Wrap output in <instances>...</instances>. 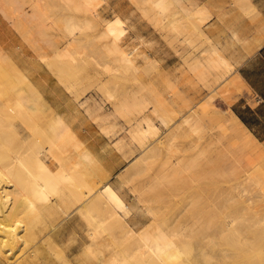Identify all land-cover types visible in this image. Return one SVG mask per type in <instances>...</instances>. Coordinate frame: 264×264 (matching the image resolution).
Masks as SVG:
<instances>
[{"label": "bare ground", "instance_id": "obj_1", "mask_svg": "<svg viewBox=\"0 0 264 264\" xmlns=\"http://www.w3.org/2000/svg\"><path fill=\"white\" fill-rule=\"evenodd\" d=\"M19 1L0 3L16 5ZM28 1L33 6L30 16L37 18L41 0ZM65 1L73 2L78 16L63 18L66 45L57 46L52 57L41 56L48 68L59 70L60 64L56 67L51 59L64 65L75 58L78 35L95 27H100L96 41L102 42L109 58L95 63L105 74L128 73L143 65L159 67L163 44L156 37L137 35L134 44L125 43L130 32L128 18L118 15L106 23L97 11L100 0ZM236 1L251 5L250 0ZM140 2L152 7L154 26L161 31L187 34L175 38L184 45L192 48L195 38L208 37L206 4L192 10L187 6L193 0ZM172 7L179 10L171 12ZM23 12L25 18L27 12ZM256 27L264 29L261 24ZM231 34L232 43L242 46L252 40L239 31ZM18 49L9 56H19ZM202 52L206 60L191 65L211 66L220 73L212 101H200L199 109L188 107L179 115L172 107V88L160 90L154 84L111 93V116L125 118L130 138L142 150L119 178L121 188L133 185L134 198L128 205L119 200L112 190L115 187L100 190L111 172L75 127L80 112L85 110L96 120L101 105L85 107L78 102L69 116L53 107L40 90L17 86L22 74L30 85L26 73L19 71L21 77L9 73V79L7 71V75L0 74V264H264V179L258 174L264 164V145L230 107L221 109L216 104L217 99L227 106L232 103L238 84L235 64L222 49ZM43 115L52 117L54 141H39L41 132L36 129ZM24 126L29 133H22ZM204 194L210 199L206 207L201 201ZM175 207L180 210L169 215ZM217 239L224 241L223 246L233 239L234 245L215 251ZM231 248L235 249L233 256Z\"/></svg>", "mask_w": 264, "mask_h": 264}, {"label": "rangeland", "instance_id": "obj_2", "mask_svg": "<svg viewBox=\"0 0 264 264\" xmlns=\"http://www.w3.org/2000/svg\"><path fill=\"white\" fill-rule=\"evenodd\" d=\"M34 1L36 2V0ZM74 1L80 3L85 2V0ZM135 1L100 0V5L97 6V11L107 23V21L109 22L113 20L116 16H118L117 14L115 15V12L112 10L111 3L120 2L124 8H128L129 6H131L130 13H139L140 17L142 19H145V21L151 25V30H149V28H144L143 26L137 27L135 34L143 35L147 39H154V37H156V41H158L159 44L160 39L163 40L162 44L163 46H167L169 48V53H171L173 56H178L177 60H175L174 57L170 62L174 63L177 61V64H174L175 68L172 71L168 70L165 72L164 70H162V63L160 62L161 64L159 65V67H156L154 65H143L140 66L138 70H130L128 73L120 72L114 75L105 74L103 72V68L95 63L96 61H101L102 63L103 61L109 60V58H106L105 54L103 53L104 51L102 50L101 46L102 42H98V40L96 41V35L98 34L100 27H95L94 29L90 28V30H85L83 32L84 34L80 33L78 35L79 42L75 44L73 48L76 52H79L80 54L78 53V55H75V58L72 59L74 61L68 60L67 63L65 61V64L61 65V62L59 60L55 58L51 59V62H54L56 67H58V64H60L59 70L57 72L55 68H48L44 61H42L41 56L49 55L52 57L54 55V49L62 48L66 45L67 39L63 37L62 24L63 18L67 16H78V12L75 10L73 2H67L65 0H41L39 2V10L37 9L36 11L39 13H36V15H39H37V18L39 19L32 18L30 16L33 10V6L31 5V3H29L28 0H20L19 3L16 5L8 4L6 2H4L5 4L0 3V49H2L0 51V58L3 59L6 56L5 54H7V57L3 59L7 60V63L4 61L6 64L4 62L2 63L3 60L0 59V67L2 68H0V74L2 73L1 75H3L5 73V75H9V73H13L16 76L21 77V75L18 73L19 71L21 74L26 73L27 77L31 81L30 85L28 82V85L26 84L25 77V79H22V77L24 76L22 74V77L17 81V86H30L31 88L33 87L34 89L40 90L35 82V80L38 78L37 74L38 72H48L51 74L57 84L62 86L63 89L70 93L73 98L72 100L76 104L79 102L85 105L86 107L91 103H99L101 105L99 117L94 120L88 117L84 110L82 114L83 122L77 124L76 127L79 129L85 123V125H87L92 130L102 132L105 136H107L106 139H88L89 142H92L93 144L96 143L95 147L97 148L106 147L111 150L112 143L114 142L113 146L119 153H121L120 161L124 160V164L118 170H108L111 172V177L109 181L116 185L119 184V178L125 173V169L131 167L134 164L136 158L141 154V148L135 141L134 143L140 149H138L133 144L130 145L128 123L126 122L125 118L111 116L110 111L112 110L113 102V98H111V93L113 94V92L116 93L117 91H136L138 88L141 89L148 84H154L155 87L160 90L172 88L171 92L174 94L175 101L172 107L176 111V113L181 115L185 113L187 109H189L188 107H194L196 105L195 108L199 109L200 104H203L207 101H212L211 97L214 96V93H212V89L216 87L219 83V80H216L220 73L219 69L217 70L211 66H200L199 68H194L191 65L192 62L196 60L199 62H204L206 60L205 55L202 51L203 49L209 47L208 37L204 36L200 38H195L193 47H188L187 45H184L183 43L178 41L186 37L187 34H184L185 36H179L174 35L172 33H168L165 30L161 31L156 25V27L154 26V10H152V7L150 5L148 6V4H145V6H143V3L140 2L142 0H137V3ZM16 7L18 8V10ZM141 7H143L142 10L140 9ZM173 8L174 7H172V9ZM23 9L27 12L25 18L23 16ZM143 9H145L146 15H142ZM172 9L171 12L176 10V8H174L173 10ZM40 15H43V17ZM80 19L82 18L80 17ZM147 33H151V35L148 37ZM176 37L178 38V40H175ZM225 37L226 36L223 30L219 31L217 36H212L213 40L220 46L224 44ZM127 39L125 43H128ZM210 44L212 47L214 46L212 42ZM15 47H19L18 51H20V55H15L13 56L14 58H12L9 56L10 51L16 49ZM8 57H10V59H8ZM9 60L13 63H9ZM63 66L65 67L62 68ZM64 69L65 71H63ZM59 71L60 73H62L60 74ZM8 75L6 77L9 79L10 75ZM42 77L47 76H41V78ZM10 80H8V82ZM12 82L14 81L11 80L9 85H12ZM14 85L16 84L14 83ZM69 88L71 91L69 90ZM142 92L144 94H147L148 90L143 89ZM39 102L41 103V100H39ZM42 102L44 101L42 100ZM224 103L225 102L220 99H217L216 101L217 106L221 109H225ZM42 118V121L40 120L39 122L40 129H36L38 133L41 132L39 134L40 136H38L39 141H54L56 139V135L52 129V117L48 115H43ZM110 118H115L117 120L116 122H106V120ZM113 124L118 125V131L116 133L110 132L106 134L105 132H103L105 130H110V126H112ZM25 127L26 126H24V128L21 130H23L22 133L27 134L29 133V130L28 128L25 129ZM37 132H35V135L38 134ZM69 140L72 141L71 138ZM186 141L187 140L184 139V142ZM15 144L16 142L13 143L14 148H16L17 146H15ZM108 161L110 165L113 164L112 159H109ZM258 174L260 177H262L261 179H264V164L260 165ZM104 186L105 184L101 186L100 190L105 191L102 189ZM125 188L127 193L133 199V185H127L125 186ZM208 199L209 197H207L206 194H204V197L201 198V201L203 202L205 207L208 206L210 203V199ZM209 209L210 208H205L204 211H208ZM174 210H180V207H175V209H169V215L172 214V212H175ZM227 241V245L223 246L224 241L217 239V241H215V244H213L215 247L214 250L217 251L220 246L227 247L228 249H230V247L234 245V241L233 239L232 241L230 240V242L229 240ZM235 243L237 242L235 241ZM230 253L233 256L235 253V249L231 248ZM229 262L231 263L233 261L230 260Z\"/></svg>", "mask_w": 264, "mask_h": 264}, {"label": "crops", "instance_id": "obj_3", "mask_svg": "<svg viewBox=\"0 0 264 264\" xmlns=\"http://www.w3.org/2000/svg\"><path fill=\"white\" fill-rule=\"evenodd\" d=\"M233 1L235 3L236 0H193L192 4H189L190 6L188 5L187 7H190L192 10H198L201 4H206L208 10V26L206 29L209 39L208 48L209 50L212 48L210 44L212 42L214 44L213 47H216L219 50H224L225 55L230 58L231 62L233 61V63L235 64V74L238 77V84L236 87L237 92L234 93L235 95L233 94L234 97L232 103L228 106L226 105V103H224V107L225 109L230 107L229 109L239 118L242 124L253 134V136L259 142L264 145V29L259 31L258 29H255L256 26V28L260 27V24L261 27L264 26V0H250L251 5H246L245 3L242 4L241 2L234 4ZM111 7L115 12V15L117 14L121 16L122 19H129V21L126 23L128 32L130 31L129 39H127L129 44H134V42H136V40L134 41V36L138 35L135 34L137 27L143 26L144 28H149V30H151V25L147 23L145 19H142L139 13H130L131 6H129L128 8H124L120 2H115L111 3ZM191 9L189 10L191 11ZM177 10H179V8H176L175 11ZM221 14H224L222 18L219 17V15ZM222 30L225 33L226 37L224 44L220 46L213 40L212 36H217L218 32ZM234 30L239 31L244 37L251 38L252 40L250 39L251 41H249L247 44L249 45L250 43V46H242L239 43H232L234 41L231 38V32ZM147 34V36L151 35V33ZM258 39H261V42L259 41V43L256 44V41L254 42V40ZM131 40L133 41L130 42ZM162 42L163 40L160 39L161 45ZM162 46V50L159 53L160 55L158 54L160 62L162 63L161 68L165 72L168 70L172 71L175 68L174 64H177V61L174 63L170 62L174 57L175 60H177L178 56H173L171 53H169V48L167 46ZM222 46L223 48H221ZM252 46L254 48H252ZM245 50H248V53ZM208 59H210V54L208 55ZM37 75L38 78H35L36 80H34L39 89L43 92L46 99L51 103L53 107L71 116L73 114L71 110L76 103L72 100L73 98L70 93L63 89L62 86L57 84L50 73L38 72ZM41 76L47 77L41 78ZM240 84L242 85L240 86ZM82 114L83 111L82 113L80 112L77 115L75 127L77 126V124L83 122ZM116 120L117 119L115 118H110L106 120V122H116ZM110 127L111 129L108 130L106 134L110 132L116 133L118 131L117 124H113ZM79 133L80 136H82V138L86 140V145L88 146V148L101 156L106 170L116 171L122 167V165L124 164V160L120 161L121 153H119L113 146L114 142L112 143V149L109 150L108 148L105 149L104 147L97 148L95 147L96 143L93 144L92 142L88 141V139H106L107 136H105L102 132L94 131L84 123V125L79 128ZM131 144L136 146L134 141H132L130 138V145ZM140 151L142 150L140 149ZM109 159H112V165L109 164ZM102 189L105 191L106 189H108L109 191H117L116 195L119 197V200L125 205H128V203L130 204V202H132L133 200L132 197L127 193L126 188L124 189L120 187V183L116 186V184L109 181Z\"/></svg>", "mask_w": 264, "mask_h": 264}]
</instances>
